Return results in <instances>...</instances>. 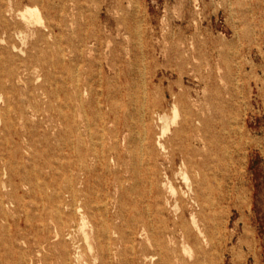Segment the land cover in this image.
Masks as SVG:
<instances>
[{
  "label": "rangeland",
  "instance_id": "rangeland-1",
  "mask_svg": "<svg viewBox=\"0 0 264 264\" xmlns=\"http://www.w3.org/2000/svg\"><path fill=\"white\" fill-rule=\"evenodd\" d=\"M71 95L93 131L83 145L123 130L130 181L121 208L94 203L88 239L74 230L61 242L48 184H65ZM166 125L167 150L197 171L177 170L173 185L185 189L187 176L204 208L186 194L160 211L140 200L147 144L163 157L155 138ZM0 191V264H162L139 228L145 215L189 230L169 243L182 264H264V0H0ZM132 230L131 251L121 232Z\"/></svg>",
  "mask_w": 264,
  "mask_h": 264
},
{
  "label": "bare ground",
  "instance_id": "bare-ground-1",
  "mask_svg": "<svg viewBox=\"0 0 264 264\" xmlns=\"http://www.w3.org/2000/svg\"><path fill=\"white\" fill-rule=\"evenodd\" d=\"M26 12L29 19L40 21L41 17L36 8H28ZM22 15L26 17L24 13ZM73 80H77L75 86L76 90L79 91L78 95L76 94V100L82 101L79 97V94H82L80 92L82 82L79 77L73 78ZM55 95L53 93V97ZM72 100L73 95L68 96L66 103L68 106V114L66 115L64 132V143L66 146V161L64 165L65 184L61 185L57 179H53L48 184L53 190L51 199L53 200V207L57 212L55 215L51 213L49 219L53 223L55 232L61 237V242L67 237H72L74 230L82 231L84 237L88 239L90 234L85 229L88 216L92 215L94 217L96 216V210L100 211V207L95 206L94 203L99 201L100 206L106 209L110 200L114 199L116 205L121 208L120 192L126 191V183L130 181V176L126 175L122 168L126 166L125 172L129 171V163L126 161V157H124L120 148V145L126 142L125 137L121 135V131L123 130L115 128L114 130L104 131L100 137V148H88L83 144L85 135L93 138L90 121L85 114L81 113V111L72 105ZM175 107L174 105V109ZM157 118L165 119L166 117L165 115L158 114ZM167 128V125L164 126L162 133L155 138L159 150L164 152L163 157L159 155L158 151L154 149L155 147L150 142L147 144L146 163L150 175L148 177V187L143 192L140 200L145 203L147 208H149L150 202L153 201L156 204L155 211H160L161 203L165 207H171L173 205L175 208L176 204L171 199L174 196L181 199L186 194L196 205L204 208L202 194L199 192L198 185L194 184L187 176H184L185 189L179 188L178 191L173 185L177 170L183 171L184 168H190L195 172L197 171L191 157L186 156L184 153H177L174 150H167L165 143L161 140ZM105 138L110 139V143L107 144ZM92 141L94 142L93 139ZM110 161L117 168L111 170L108 165ZM95 164L101 166V174L95 172ZM100 181L104 185V192L99 194V192L94 191L93 186H97ZM112 188L115 191L114 193L111 192ZM0 194H2L1 191ZM93 194L97 195V197L95 198ZM66 195L68 198H66ZM139 228L142 231H151L153 234L151 238L154 248L152 255L157 254L160 256L162 264H182L179 256L172 257L169 254V243H178L181 239L188 237L189 230L187 228L180 227L175 223L169 224L163 221H159L156 226H151L150 219L146 215L141 218ZM101 231L102 234H107L109 229L108 227H104ZM137 231L132 230L130 233L121 232L122 238H128L132 242L130 245L131 251L134 250L133 235ZM97 232L100 233V229H97ZM66 252L67 249L65 248L64 253ZM78 254L79 251L74 252L75 257H78ZM144 255L146 256L148 253H144ZM136 261V256H129V264H133ZM192 264H200V261L195 260Z\"/></svg>",
  "mask_w": 264,
  "mask_h": 264
}]
</instances>
